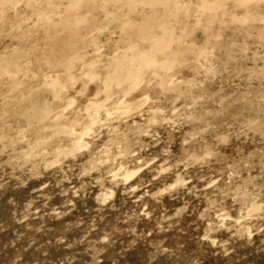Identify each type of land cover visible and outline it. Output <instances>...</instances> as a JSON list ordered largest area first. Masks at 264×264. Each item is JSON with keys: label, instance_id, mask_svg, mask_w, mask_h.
Returning <instances> with one entry per match:
<instances>
[{"label": "clouds", "instance_id": "1", "mask_svg": "<svg viewBox=\"0 0 264 264\" xmlns=\"http://www.w3.org/2000/svg\"><path fill=\"white\" fill-rule=\"evenodd\" d=\"M153 2L163 5L166 14L129 33L120 26L111 29L115 20L104 27L94 22L101 5L125 0H0V158L8 157L0 168L7 165L15 171L31 164L33 170H62L65 161L87 152L82 176L105 169L98 183L124 184L145 169L156 173L154 180L164 177L165 183L175 176L157 192L162 195L187 188L192 182L186 178L189 168L221 164L220 179L207 185L212 189L207 197L210 218L220 227L231 221V199L244 210L259 204L260 212L252 218L264 219V184L256 183L264 180V68L251 72L236 67L234 57L218 55L222 37L215 32L218 24L236 23L258 28L264 37V0ZM49 26L61 30L57 35L69 33L70 46L63 56L51 53L50 62L35 58V45L22 47ZM197 32L204 34L203 41ZM104 33L108 36L101 40ZM254 59L264 56L254 54ZM34 63H43L52 73L43 74L44 81L57 85L52 99H36L51 85L21 91L41 79L39 68L31 71ZM159 129L179 133L178 152H172V142ZM153 142L164 144L163 149L149 152ZM249 144L258 148L250 157L257 156L259 164L251 158L242 160V167L226 163V154L244 151ZM256 168L260 172L252 177Z\"/></svg>", "mask_w": 264, "mask_h": 264}, {"label": "rangeland", "instance_id": "2", "mask_svg": "<svg viewBox=\"0 0 264 264\" xmlns=\"http://www.w3.org/2000/svg\"><path fill=\"white\" fill-rule=\"evenodd\" d=\"M164 14L165 7L153 0H125L123 4L101 5L94 11V22L96 27H104L115 20L118 23H113L111 29L120 26L126 32L135 33L142 22ZM60 31L51 26L39 30L22 47L29 50L35 45V58L50 62L51 53L63 56L70 50L69 33L57 35ZM215 32L222 37L216 45L220 49L218 55L234 57L236 67H246L251 72L264 68V60L254 59V54L264 56V37L258 28L222 23L216 26ZM196 35L203 41L202 32ZM107 36L104 33L101 40ZM118 38L119 33L113 37ZM245 48L249 49L247 58H244ZM38 68L41 79L21 91L27 94L30 87L51 85L36 99H52L57 85L43 79V74L52 73L43 63H34L31 71ZM135 120L141 123L140 117ZM132 122L129 120L128 124ZM121 130L126 131V126L122 125ZM158 131L162 138L167 136L172 142V152H178L175 137L179 133ZM103 139L107 140L106 134ZM141 139L149 142L148 137ZM163 147L164 144L153 142L149 152H159ZM245 149L226 154V163L242 167L240 162L251 158L259 164L257 156L250 157L258 148L249 144ZM141 155L147 158L148 152ZM6 159L7 156L0 158V162ZM88 159L89 154L82 153L75 160L65 161L62 170L46 171L43 167L33 170L31 164L15 171L7 165L0 168V264H264V219L252 218L260 212L259 204L244 210L241 204L229 199L232 220L220 227L219 221L210 218L211 203L207 197L212 189L207 185L212 179H220L221 164L189 168L186 178L192 182L187 188L157 195L174 182L175 176L165 183L164 177L154 180L156 173L145 169L127 184L109 180L98 183L105 169L81 175L88 167ZM156 167L152 165L153 169ZM259 172L256 168L251 176L256 177ZM248 176V171H244L243 178ZM256 183L264 184V180ZM132 188L136 191H131ZM236 220L240 223L236 224Z\"/></svg>", "mask_w": 264, "mask_h": 264}]
</instances>
